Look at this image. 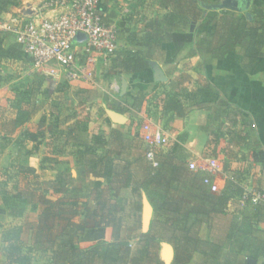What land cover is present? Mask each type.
<instances>
[{
  "label": "crops",
  "instance_id": "crops-1",
  "mask_svg": "<svg viewBox=\"0 0 264 264\" xmlns=\"http://www.w3.org/2000/svg\"><path fill=\"white\" fill-rule=\"evenodd\" d=\"M21 1H24V6L18 9L19 14L33 15L44 12L47 16L54 17L60 12L59 9L43 8L44 0ZM166 1L169 0H101L100 7L106 16L112 17L110 23L118 29L120 48L141 52L150 61L158 63L167 80L156 81L153 67L137 74L106 77L102 58L94 54L92 57L96 60L89 64V68L94 72L91 77L83 76L72 80H66L63 76L56 78L58 84L68 81L70 105L64 102L58 110L61 123L60 140L55 143L52 139H49L48 143L46 140L35 157L39 162L49 156L52 158L53 168L58 167L54 170H43V177L54 178L58 171H67L74 180V185L81 187L79 195L85 197L89 194L88 187L91 182L98 178L84 171L75 148L70 142L66 144L65 133L61 134L72 123V120L66 122L70 107H76V114L80 119L91 115L89 133L102 132L107 140L99 153L110 154L118 171L128 173L140 183L154 176L157 170V166L146 158L147 143L143 139L146 131L143 130V125L151 123L152 129L156 125L163 127L170 136V142L157 147L158 151L161 149L156 157L157 161H169L170 157L166 156V153H169L176 143L184 147L187 157L184 155L182 160L174 158L180 168L172 179L173 187H168L173 191L155 183H147L142 189L140 231L147 233L152 229L156 233L160 242L159 257L164 264H204L207 258L200 252L195 253L189 263L176 262L174 227L193 228L202 240L220 244L222 254L219 259L224 260L232 251L239 227L249 209L248 205L241 203L239 197L232 198L225 206L221 205L219 196L226 188L227 178L235 174L241 187L245 189L264 188V49L254 69L245 73L240 56L230 53L226 58L218 59L205 51V45L200 43V39L211 31L212 25L197 29L193 24L184 32L172 35L168 32V38L152 40V37L162 34L160 31L172 12V7L165 5ZM223 1L225 0H205L201 1V4L208 9V6ZM229 1L234 9H212L219 13L218 23H224L223 17L228 16L229 11L247 14L257 6L254 5V0H251L249 6L247 0ZM263 6L264 4L259 5ZM198 25L200 26V22ZM6 42L10 45L14 42L13 37ZM15 64L17 67L18 64ZM13 79L17 80H11ZM254 86H257L259 91H254ZM201 88H204V92L202 104L198 106L195 101H190L186 94ZM185 89L188 92L183 94ZM57 95L54 93V97ZM140 97L143 100L138 101ZM170 98L183 103L187 109L184 115L166 110L165 101ZM80 102L85 104L77 107ZM223 102L231 104L242 111L244 117L252 119L254 125L248 138L236 140L226 134L227 138L222 137L219 143L215 144L214 134L220 128L224 132L229 127L226 114L216 115ZM110 111L124 115L126 122H114ZM40 115L42 116L41 112ZM39 120L38 115H34L27 127L35 130ZM20 132L19 130L13 135L12 142L0 145L2 166H9L14 157L21 153L24 145L17 143ZM243 135L247 136V132ZM180 136L185 140L180 141ZM252 143H256V147L253 148ZM234 148L240 149L242 153H236ZM12 152L14 154L11 157ZM212 157L220 164V169L212 174L220 185V191L216 193H210L203 184L201 176L207 174L205 171L189 167L190 162L199 165ZM55 161L60 163L55 165ZM163 170L167 174L170 173L168 165ZM170 202L174 205L169 204ZM170 206L176 212L175 216L183 219L180 223L176 220L177 226L173 225V221H166L167 218L163 215L171 211ZM257 228L262 232L261 237H264V223H259ZM106 239L111 240L110 228L106 231ZM37 255H43V261L40 263L43 264L46 256L42 252H36L35 256ZM237 257L238 264H246L248 256L245 252ZM211 261L209 260L208 264H215V261ZM257 264H264V260L257 259Z\"/></svg>",
  "mask_w": 264,
  "mask_h": 264
},
{
  "label": "trees",
  "instance_id": "trees-1",
  "mask_svg": "<svg viewBox=\"0 0 264 264\" xmlns=\"http://www.w3.org/2000/svg\"><path fill=\"white\" fill-rule=\"evenodd\" d=\"M201 1L205 0L164 2L172 7V12L160 31L162 34L151 39L168 38V32L170 35L184 32L193 24L197 29L212 25L211 31L200 39V43L205 45V51L218 59H224L234 53L241 57L243 71L250 73L264 49V6L253 8L252 20L245 12L229 11V17H223L224 23L221 24L217 21L219 13L205 9ZM13 6H19V0H0V17ZM101 14L106 23L111 22L112 17L106 16L105 11ZM10 37L12 36L0 34V68L17 63L14 78H19L23 71L33 68V62L17 42L7 44L6 41L10 40ZM150 68L151 61L143 53L119 46L115 56L105 66L104 75L113 77L137 74ZM12 78L10 75L0 76V84L8 83ZM47 81V77L37 73L26 87H14L12 91L16 93L11 105L15 113L3 117L4 111H0V145L12 142L13 135L19 130L21 132L17 143L24 145L21 153L14 157L9 166L0 164V215L15 220L31 212L37 214L36 219L26 223L25 227L23 225L4 229L0 242V264H34L36 252H42L46 256L43 264H164L159 257L160 242L156 233L152 229L147 233L140 231L142 189L147 183L173 187L172 179L180 168L174 158L182 160L184 155L187 157L184 147L176 143L171 151L166 153L170 160L166 163L158 161L156 174L140 183L128 173L118 171L110 154L99 153L100 148L107 142L106 136L102 132L90 134L91 115L80 119L76 114V107L72 106L66 118V122L72 120V123L61 134L65 133V143L70 142L75 148L84 171L98 178L88 187L89 194L82 197L79 195L81 187L74 185V180L67 171H58L54 178L42 176L43 170L58 168H53L51 157L46 156L39 162L35 157L46 140L47 143L49 139L54 143L60 140L61 123L58 110L64 102L70 105L68 81L58 84L54 92L58 95L52 98L47 90H43ZM187 92V89L183 90V94ZM203 92L204 88H201L196 92H188L186 97L199 106L202 104ZM41 98L50 100L52 106L49 113L48 110L43 112L37 128L31 130L27 124L39 111ZM139 100L143 99L140 97ZM84 104L77 103V107ZM165 105L166 110L176 111L180 115H184L187 110L183 103L175 98L166 100ZM218 113L227 115L229 127L224 132L220 128L222 133L218 131L214 134L215 144L219 143L220 138H227L226 134L236 140L248 138L254 125L250 117H244L242 111L227 102H223L217 109L216 115ZM246 132L247 136L243 135ZM179 140L184 141L185 138L180 136ZM251 146L256 147V143ZM160 151L161 149L158 151L156 148V157ZM230 152L232 154L233 150ZM54 163L58 165L60 162ZM166 165L170 167L169 174L163 170ZM205 176L206 174L201 176L202 182ZM238 180L235 174L227 178L226 188L219 196L222 206L232 198H240L248 190L241 187ZM207 189L214 193L208 187ZM257 190L264 193V188ZM245 205H248L249 209L239 227L232 251L224 260L219 259L222 254L220 244L202 240L193 228L174 227L176 220L180 223L183 219L175 216L176 212L170 206L171 211L163 215L166 216V221H173L171 226L176 234V262L189 263L197 252L206 256L204 264H208L209 260L215 261V264H238L237 256L242 252L250 258L264 260V237H261L262 232L257 228L259 223H264V206L251 205L249 202ZM109 228L111 240L106 239V231ZM27 231L30 232L29 240L25 238Z\"/></svg>",
  "mask_w": 264,
  "mask_h": 264
},
{
  "label": "built area",
  "instance_id": "built-area-1",
  "mask_svg": "<svg viewBox=\"0 0 264 264\" xmlns=\"http://www.w3.org/2000/svg\"><path fill=\"white\" fill-rule=\"evenodd\" d=\"M101 0H44L43 8L60 10L50 17L46 13L24 15L5 13L0 17V34L12 36L31 57L32 70L43 71L54 79L63 76L72 80L83 76L91 77L93 70L89 64L95 61L94 54L102 58L107 65L119 48L117 28L106 23L101 14ZM79 34L86 39L77 40ZM151 123L143 125V135L147 143L146 158L154 166L158 165L156 148L169 144L170 136L163 127ZM191 169H201L207 174L203 183L211 192H219L220 185L212 175L220 169L214 157L201 164L190 162ZM242 204L264 206V193L257 189H248L241 197Z\"/></svg>",
  "mask_w": 264,
  "mask_h": 264
},
{
  "label": "rangeland",
  "instance_id": "rangeland-1",
  "mask_svg": "<svg viewBox=\"0 0 264 264\" xmlns=\"http://www.w3.org/2000/svg\"><path fill=\"white\" fill-rule=\"evenodd\" d=\"M23 2L24 1L19 0V6L10 7L3 13H13L14 10H16L19 13L18 9L21 8L22 6H24ZM263 4H264V0H254V5L259 6V5H263ZM16 11H15V13H16ZM15 65L16 64L9 65V66L3 65L0 68V76L10 75L14 78V76L16 75V66ZM37 73H39L40 75H42L44 77H47L48 81L45 82V86H44L43 90H47V92L49 93L48 94L49 97L52 98V96H54V92H55L56 87H57V86H55V84H58V82H56V79H54L53 76H51L50 74L44 73L43 71L39 72L37 70L31 71L30 69H27L26 71H23V74H22L20 79L17 78V80L15 79L16 81H14V79H13L10 81L11 83L8 82V83L0 84V111L1 110L4 111L5 115H3V117L4 116H6V117L12 116L15 113V109L12 107L11 101H13L15 99L14 95L16 92L12 91V89L14 87H26V85L28 84V81H31L32 79L34 80ZM93 74H94V72H93ZM26 82H27V84H25ZM254 91H259L257 86H254ZM38 106H39V111H37L35 113V115L37 114L39 119H40V116H41L40 112L43 114V112L46 113L48 110L47 113H49L52 104H51L50 100H47L45 98H41L40 104ZM35 123L37 124V122H35ZM36 124H34V125H36ZM219 131H220V129H219ZM234 151H237L236 153L241 152V150L237 149V148H234ZM13 154L14 153L12 152L11 157L13 156ZM221 159H223V157H221ZM35 219H36V213L35 212H31L27 216L20 218V219H15V220L8 217V216L5 217V215H0V242L2 240V233H3L4 229L8 230L12 227H21L23 225L25 227L26 223H29V221H34ZM25 238L27 240H29V238H30V232L29 231H27L25 233ZM43 258H44L43 255L42 256H40V255L35 256L34 263L40 264L43 261Z\"/></svg>",
  "mask_w": 264,
  "mask_h": 264
},
{
  "label": "water",
  "instance_id": "water-1",
  "mask_svg": "<svg viewBox=\"0 0 264 264\" xmlns=\"http://www.w3.org/2000/svg\"><path fill=\"white\" fill-rule=\"evenodd\" d=\"M247 6H249L251 4V0H247ZM208 9H226V8H230V9H234L233 5L230 3L229 0H225L220 4H213L207 7ZM247 17L252 20L253 16L251 13H247ZM86 39V36L84 34H79L77 36V40L82 42ZM151 65L154 69V75H155V80L158 82H162V81H166L167 77L164 73V71L162 70V68L158 65V63H156L155 61H151ZM110 117L111 119L118 123V124H123L126 122V117L116 111H110ZM246 264H257V259L254 258H250L248 257L246 259Z\"/></svg>",
  "mask_w": 264,
  "mask_h": 264
}]
</instances>
